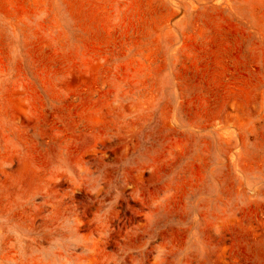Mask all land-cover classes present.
Here are the masks:
<instances>
[{"label": "rangeland", "instance_id": "obj_1", "mask_svg": "<svg viewBox=\"0 0 264 264\" xmlns=\"http://www.w3.org/2000/svg\"><path fill=\"white\" fill-rule=\"evenodd\" d=\"M0 264H264V0H0Z\"/></svg>", "mask_w": 264, "mask_h": 264}]
</instances>
